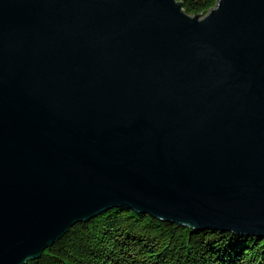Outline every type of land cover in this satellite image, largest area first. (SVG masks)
<instances>
[{"label":"water","instance_id":"obj_1","mask_svg":"<svg viewBox=\"0 0 264 264\" xmlns=\"http://www.w3.org/2000/svg\"><path fill=\"white\" fill-rule=\"evenodd\" d=\"M116 208L264 238V0H0V264Z\"/></svg>","mask_w":264,"mask_h":264},{"label":"trees","instance_id":"obj_2","mask_svg":"<svg viewBox=\"0 0 264 264\" xmlns=\"http://www.w3.org/2000/svg\"><path fill=\"white\" fill-rule=\"evenodd\" d=\"M206 16L217 0H176ZM27 264H264V238L195 231L116 208L78 223Z\"/></svg>","mask_w":264,"mask_h":264}]
</instances>
